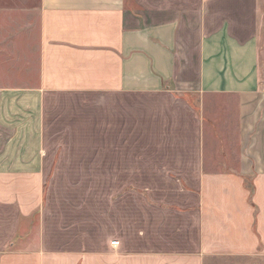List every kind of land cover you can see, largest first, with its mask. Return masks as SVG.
Listing matches in <instances>:
<instances>
[{"label": "crops", "instance_id": "0c3cea01", "mask_svg": "<svg viewBox=\"0 0 264 264\" xmlns=\"http://www.w3.org/2000/svg\"><path fill=\"white\" fill-rule=\"evenodd\" d=\"M22 2L0 264H264V0Z\"/></svg>", "mask_w": 264, "mask_h": 264}, {"label": "rangeland", "instance_id": "374dc122", "mask_svg": "<svg viewBox=\"0 0 264 264\" xmlns=\"http://www.w3.org/2000/svg\"><path fill=\"white\" fill-rule=\"evenodd\" d=\"M27 1H28V2L33 1V2L35 3L36 0H23L22 3H23L24 6L28 3ZM29 4H30V3H29ZM11 15H12V17H14V13H11ZM25 16H26V15L24 14L23 17H24V18H27V17H25ZM27 19H28V18H27ZM27 21H31V20L28 19ZM24 28H28V27L24 25Z\"/></svg>", "mask_w": 264, "mask_h": 264}, {"label": "built area", "instance_id": "2783aa9c", "mask_svg": "<svg viewBox=\"0 0 264 264\" xmlns=\"http://www.w3.org/2000/svg\"><path fill=\"white\" fill-rule=\"evenodd\" d=\"M118 243L119 242L117 240H115V241L112 242V245L116 246V245H118Z\"/></svg>", "mask_w": 264, "mask_h": 264}]
</instances>
